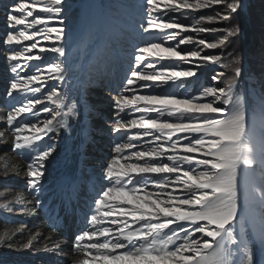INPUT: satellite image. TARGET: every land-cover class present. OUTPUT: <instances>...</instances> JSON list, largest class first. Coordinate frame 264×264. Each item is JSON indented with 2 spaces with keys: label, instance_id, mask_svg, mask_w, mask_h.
I'll return each mask as SVG.
<instances>
[{
  "label": "snow or ice",
  "instance_id": "obj_1",
  "mask_svg": "<svg viewBox=\"0 0 264 264\" xmlns=\"http://www.w3.org/2000/svg\"><path fill=\"white\" fill-rule=\"evenodd\" d=\"M243 6V0H122L108 6L122 14L118 16L82 3L78 28L70 16L72 0H12L4 6L0 44L12 74L3 99L6 126L14 134L12 150L28 160L29 203L49 210L53 230L63 227L45 187L55 142L62 129L70 136L82 114L85 91L98 73L95 58L114 55L117 35L128 39L119 83L109 89L115 95L106 124L113 136L136 131L116 140L112 155L99 167V187L84 193L73 209L77 230L70 255L81 258L70 264H264V95L247 105L234 99L235 82L218 86L223 72H214L211 83L200 82L197 91L189 92L191 82L200 81L202 64L221 65L220 56L202 50L223 48L228 38L240 35V26L196 27L169 15L218 9L199 20L219 24ZM216 31L224 32L218 42L192 35L178 39L183 33ZM93 38L95 48L89 43ZM192 43L202 49L180 50ZM70 47L84 56L79 77L73 65L80 58L69 62ZM227 67L236 79L242 76L239 58ZM49 82L55 83L48 87ZM169 87L189 94L177 95ZM160 88L164 90L155 91ZM129 109L140 115L131 118ZM50 112L42 126L38 119L27 121L28 114ZM249 132L245 142L241 134ZM228 134L231 138L224 139ZM137 145L140 150L125 154ZM63 192L67 211L73 197L79 198L80 185L72 180ZM5 238L0 237V245ZM31 246L32 241L25 245Z\"/></svg>",
  "mask_w": 264,
  "mask_h": 264
},
{
  "label": "rangeland",
  "instance_id": "obj_2",
  "mask_svg": "<svg viewBox=\"0 0 264 264\" xmlns=\"http://www.w3.org/2000/svg\"><path fill=\"white\" fill-rule=\"evenodd\" d=\"M11 2L12 0H0V38H2L5 33L6 13L4 6L11 4ZM72 3L74 7L70 16L73 22V27L78 28L83 17V10L80 5L82 3H87V1L72 0ZM89 3H95L104 9L106 7L105 0H89ZM243 4L242 13L234 14L233 19L230 21H223L219 24L199 20L200 17L215 15V11L218 9H202L198 12L184 10L180 13L169 14L179 23L216 29H225L231 25H236L233 24V20L240 15L237 25H239L241 31L245 33L244 42L235 50L232 49L230 51L231 45L233 44L232 41H234L232 39L235 37L228 38V42L223 48H204L202 50L203 55L220 56L221 65L217 67L210 63L202 64L201 68L198 70L199 73L202 74L200 76V81L197 82L193 80L189 92L197 91L198 83L200 82L205 84L211 83L210 76L214 74V72L224 73L221 77V83L218 86H226L232 79V69H228L227 59L233 58L234 60L239 58L240 67L244 69V71L247 70V72H249V77L246 75L247 81L242 80L238 85L237 82H235L237 87L234 89V99L239 97L241 101L247 105L248 103L258 102L260 96L264 95V0H243ZM113 13L122 16L121 13ZM248 22H250L253 27H258V34L257 32H253L250 26H247L249 24L246 25ZM246 27L248 29L250 28V30L247 31ZM186 35H192L197 40L204 39L208 42H218L224 37V32H188L183 33L178 39L183 38V36ZM95 41L96 38L89 41L93 48L98 46ZM228 43H231L230 46ZM3 48L4 46L0 44V131H3L4 133V135L0 137V237L6 238L5 243L0 245V264H69V260L74 259L72 257H75V259L81 258L79 256L70 255L72 237L77 229L76 222L73 223L75 224L73 228V224L70 222L72 219L69 218V215H73V209H76V206L70 210V214L69 208L64 214L68 216L66 217V221H62V230H53L49 220V210L47 208L41 210L35 206L34 201L29 203V201L32 200V196L30 190L27 188L26 166L28 160L25 155L12 150L14 134L12 130L6 126V113L8 109L3 105V99L7 82L12 74L8 72L7 65L10 62L5 61ZM127 48L128 39L123 33H121L114 38L112 44L114 55L111 58L106 59L103 56L95 58L98 73L93 75V82L88 85L85 91V101L81 109L82 114L79 120L72 124L70 136L65 135V130L62 129L57 137L55 142L56 151L53 153L54 158H51L47 163L45 179L48 183L45 187L49 188V203L59 214L64 213L65 210V208L62 207L64 195L60 194V191L64 188L65 184L74 179L79 182L78 179H81L82 183L79 185L80 195L83 196L81 198L82 201L84 193L92 192L95 188L99 187V166L112 155V145L120 136L132 134L136 131V129H130L126 133L113 136L109 134V129L106 124L111 118V98L115 95V93H110L109 89L119 83L124 68L123 56L127 51ZM201 49L202 46L195 43L181 45L180 48L183 52ZM77 57L80 59L73 65V70L77 74V77H79L83 75L80 63L83 61L84 56L79 52L72 53L70 47V55L68 57L69 62L72 63ZM49 59H54V57L49 55ZM38 63H41V61L30 62L31 65ZM180 67L187 68L188 65H181ZM29 71H31V69H29ZM206 76L208 77L207 80H205ZM53 83L55 82H49L48 87H51ZM64 87V85H61V88ZM185 87H188V85H185ZM46 90L47 89L45 88L41 93H37V97L42 95L43 91ZM163 90V88L155 89L157 92ZM167 90L169 92H175L177 95L189 94V92H182L175 87H169ZM126 94L130 95L128 93ZM140 94L146 93L141 92ZM45 103L48 104L50 108H55V106L51 105L49 102L45 101ZM42 107L43 105H37V108ZM93 109L95 110L93 111ZM126 111L130 113L131 118H137L140 115L139 113L132 114L131 109ZM52 115L53 113L51 112L43 113L38 117H33L28 114L27 121L35 122V120L38 119L41 121L40 126H42V122L46 119H50ZM24 118L25 117L22 116L20 119ZM165 119L168 118L165 117ZM250 135V132L248 134L242 133L241 138L247 142ZM231 136L232 134H228L223 138L229 139ZM135 150H140V145H137V148L126 150L125 154L129 151ZM185 167L187 168L188 166L185 165ZM88 181H91L90 184ZM5 185H8L9 187H5ZM91 187L94 189H91ZM80 195L79 198L81 197ZM17 196L21 197V199L16 200L15 198ZM72 204L73 203H70L69 205ZM3 205H7V207L5 208ZM64 205L65 203L63 206ZM21 209H23V211H21ZM73 220H76L75 217H73ZM24 225L33 228L34 230L41 231V235L36 236L34 233H31L32 235L30 234L28 238L14 237V235H11L13 229L18 228L22 230ZM43 235L52 237L54 240L52 241L55 243L60 240H63L64 243L59 247L52 246L45 248L46 242L44 241ZM34 236L37 237L35 241L33 240ZM197 236H199V234H197ZM202 239H207V237ZM29 241H32V246L26 248L25 245H27Z\"/></svg>",
  "mask_w": 264,
  "mask_h": 264
},
{
  "label": "trees",
  "instance_id": "obj_3",
  "mask_svg": "<svg viewBox=\"0 0 264 264\" xmlns=\"http://www.w3.org/2000/svg\"><path fill=\"white\" fill-rule=\"evenodd\" d=\"M84 1H87V3H89V0H84ZM120 2H122V0H105V3H106V7H105V9L106 10H110V11H112V12H117V10L113 7V8H111V9H108V6H110V5H116V4H118V3H120ZM242 13V12H241ZM75 16V15H74ZM239 17V18H238ZM238 17H236L234 20H233V24H236L237 25V21L240 19V15H238ZM236 22V23H235ZM247 24H249V25H247ZM246 25L247 26H250V28H251V30H253V32H257V34H258V27L257 26H252V24L250 23V22H248V23H246ZM250 28L248 29L247 27H246V30L247 31H249L250 30ZM256 34V35H257ZM244 36H245V33L244 32H242L241 31V33H240V35L238 36V37H235L234 39H232V40H234V41H232L233 42V44L231 45V49H230V51L233 49V50H235L241 43H243L244 42ZM246 41V40H245ZM231 42V43H232ZM231 43H228V45L230 46V44ZM250 59V58H249ZM233 61V58L231 59V58H228L227 59V64L229 65L231 62ZM228 69H230V67H228ZM246 75L249 77V72H247V70L246 71H244V69H242V76L239 78V79H236L235 77H234V73H233V71H232V79H231V81H229V82H237V85L238 84H240L241 82H242V80H244V81H247V77H246ZM204 76H205V74H204ZM207 76H206V79L205 80H207ZM228 82V83H229Z\"/></svg>",
  "mask_w": 264,
  "mask_h": 264
},
{
  "label": "bare ground",
  "instance_id": "obj_4",
  "mask_svg": "<svg viewBox=\"0 0 264 264\" xmlns=\"http://www.w3.org/2000/svg\"><path fill=\"white\" fill-rule=\"evenodd\" d=\"M100 167V166H99ZM27 176V175H26ZM75 180V179H74ZM70 181H68L65 185H67L68 183H69ZM65 187V186H64ZM63 190H64V188H62ZM61 189V191H60V194H63L64 195V192H63V190ZM90 193V192H89ZM83 196H81L80 197V199L78 198V200H81V198H82ZM28 198H30V197H28ZM65 200H67V198H66V196L64 195V197H63ZM74 198V197H73ZM31 199V198H30ZM69 205V204H68ZM72 207V205H69L68 206V208L70 209ZM37 216V215H36ZM63 216V215H62ZM66 216H68V215H66ZM38 217V216H37ZM37 221V220H36ZM70 222L73 224L74 223V221L72 220H70ZM45 223V222H44ZM73 226V228H74V226H75V224H73L72 225ZM24 228L21 230V229H18V228H15V229H13V232L11 233V235H14V237L15 236H18V237H27L28 238V236H30V234L31 233H34V235H41V231H37V230H34L33 228H30V227H27V226H23ZM32 227V226H31ZM41 228V227H40ZM43 228V227H42ZM48 231V230H47ZM50 232V231H49ZM32 235V234H31ZM44 236V241L46 242L45 243V248H47V247H59L62 243H64V241L63 240H60V241H57V243H55V242H53L54 240L52 239V237H49L48 235H43ZM32 237V236H31ZM35 237V236H34ZM37 237H35V239H36ZM35 239H33L34 241H35ZM39 240V239H38ZM53 240V241H52ZM43 241V240H42ZM41 244V243H40ZM67 244V243H66ZM42 249H43V246H42ZM52 249V248H51ZM49 250V249H48ZM72 258H74V259H70L69 260V264H70V262L71 261H74L75 260V257H72Z\"/></svg>",
  "mask_w": 264,
  "mask_h": 264
}]
</instances>
